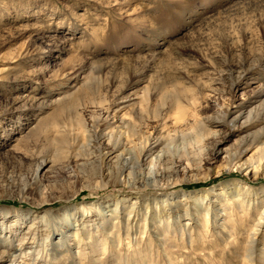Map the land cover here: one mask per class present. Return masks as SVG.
Segmentation results:
<instances>
[{
    "label": "rangeland",
    "instance_id": "374dc122",
    "mask_svg": "<svg viewBox=\"0 0 264 264\" xmlns=\"http://www.w3.org/2000/svg\"><path fill=\"white\" fill-rule=\"evenodd\" d=\"M5 238L0 264H264V0H0Z\"/></svg>",
    "mask_w": 264,
    "mask_h": 264
},
{
    "label": "bare ground",
    "instance_id": "6f19581e",
    "mask_svg": "<svg viewBox=\"0 0 264 264\" xmlns=\"http://www.w3.org/2000/svg\"><path fill=\"white\" fill-rule=\"evenodd\" d=\"M92 79H90V80L92 81ZM86 85H89V84H86ZM83 92H85V94H84L85 96H82V97H84V99H81L79 97L78 98V101H81V100L83 101V100H87V99H89V101L92 100V98H90V96H93L94 93L91 91V89L89 87L85 88V90H83ZM74 100L75 99H73V101ZM144 101H146V99ZM73 103L74 102H72V104ZM70 106H71V103H70ZM148 106H149L148 103H146V105H145V103H142V106L141 107H143L146 110L148 108ZM96 124H97V121H95L92 126H89L88 127V125L83 121V119L82 118H79L77 122L73 123V126L76 128V135H75V138L74 139H75V142L77 140L79 141L80 140V136L81 135H84V138H85L84 139L85 140L84 141L85 142V145L84 146H85V148H89L88 142L95 141L97 143L96 147H94L93 149H89V151H91V154H89L88 157H89L90 166L93 165L95 167H98V169H100V172H101V170H102L101 164H103V162L107 158H109V156L111 155L110 154L111 152H108L106 156L100 155V150H99L100 149V146H98V142L101 139V136L102 135H100L97 132V125ZM121 125H122L121 126V129H122L121 136L122 137L125 136L126 139L128 141H131V142L136 141V140L139 141V142H142V146L145 147V148H141L139 150L140 153H139V156L137 158V155H136L137 152H135L134 149H127L126 147L121 146V142L118 140V138H116L113 134L112 135H108V137H109L108 140H109V143H110L109 145H111V147H113V149L123 148V152H122L123 155L118 157V166H120V164H122L123 165V169H125L126 167L129 168V167L133 166V165H131L132 164L131 161H133V160H134V162H138V163H141L143 161V159L148 155V153L152 151V149L150 150L149 148L147 149L146 147L149 144H151V142L153 140H152V138L150 136H147L142 131L137 130V124L136 123H132V121H127L124 118H122ZM66 143H68V141L63 140V144L65 145ZM156 144H158V143H156ZM40 155L37 156V158L40 160V161L38 160V162H37V173L40 170H43L45 168L46 164L48 163V161L45 160L43 157H40ZM131 168H133V167H131ZM123 169L122 168H119V170H121V172L123 171ZM110 170L111 169H108V171H110ZM109 174H111V172ZM34 180H37V174H36V177L34 178ZM114 214H117V213H114ZM117 216H118V214H117ZM84 228H85V226H84ZM78 230H80V229H78ZM1 233L3 234L4 231H2ZM48 239L50 240L51 239V236H49ZM62 239H63V237H62ZM107 239L108 240L109 239H114L113 234L111 232H109V231L106 232V234H105V232H103L101 234L100 240L99 239L96 240V243H99V244L103 243L104 246H105V245H107ZM22 241H24V240H22ZM9 242H11V241L8 238H5L4 240H2L0 242V247H1V244H3V243L5 244V243H9ZM94 242L95 241H93V243ZM62 246L63 245H60V248ZM4 257H5V252L4 251H1V249H0V261H2L4 259ZM10 257L13 258L14 256H10Z\"/></svg>",
    "mask_w": 264,
    "mask_h": 264
}]
</instances>
